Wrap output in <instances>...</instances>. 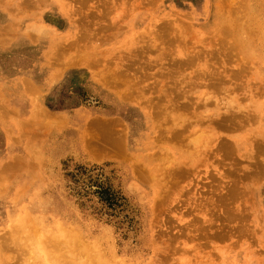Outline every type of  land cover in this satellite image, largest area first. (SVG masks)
<instances>
[{"label":"rangeland","instance_id":"obj_1","mask_svg":"<svg viewBox=\"0 0 264 264\" xmlns=\"http://www.w3.org/2000/svg\"><path fill=\"white\" fill-rule=\"evenodd\" d=\"M56 2L0 0V227L26 208L107 264H264V0Z\"/></svg>","mask_w":264,"mask_h":264},{"label":"bare ground","instance_id":"obj_2","mask_svg":"<svg viewBox=\"0 0 264 264\" xmlns=\"http://www.w3.org/2000/svg\"><path fill=\"white\" fill-rule=\"evenodd\" d=\"M55 1L58 2V3L56 2V4L59 10L62 13H67L68 10L67 4L60 3L59 0H55ZM41 28L43 27L41 26ZM27 33H29V29L25 30V34ZM60 38H63V36ZM54 45H57L55 41H53L51 47H54ZM81 53L82 54H80L79 56L77 54L75 61L79 63H83V62L86 63L91 59L88 52H81ZM170 72L172 74H175L177 70L169 71V73ZM100 73H101L100 75L103 76L101 71ZM210 96L211 94L207 92V97ZM206 100H209V98H207ZM236 118H237V122L241 121L240 120L241 116H238ZM208 119L210 118L206 117V120ZM211 120H212L211 125L224 126L234 123L235 118H222V119L211 118ZM204 131L205 132L200 131V133L190 141L183 137H182L183 139L179 138L177 141L178 146H176L178 147V149L175 147L163 149L160 153L161 160L162 158H165V160H167L166 156H169L168 160L170 161V166L167 165L169 167L166 166L167 167L166 169H163L161 167L163 169V171L161 172L162 175L158 176L156 174L157 177H163V178L165 177V179H168L167 178L168 176L170 178V180L168 179V184L172 183V185L177 182L178 178H182V176H184L185 173L188 172L189 164L191 162L193 163L196 158V155L202 152V150L205 148V145H203L204 141L205 144L208 143L210 139L209 137L214 133L213 127H211V129H207ZM199 138L204 140L203 142H200L201 140L199 141L201 147L198 146V144H196L199 143L197 142ZM193 141L194 143H192ZM151 157L149 156V158ZM167 163L168 161L165 164ZM149 176L154 177V175L152 176V173H150ZM162 179H157V180L158 181L160 180L161 182ZM202 197L200 196V198ZM210 197L206 198L205 200L207 201V199H210ZM201 200L204 201V199ZM197 206L200 209H205L206 207L204 206V208H202L203 207L202 204L200 207V203H198ZM9 222L11 223H9L7 226L2 228L0 227V264H38L39 261L34 262L33 260V258L35 257V252H33V255L31 254V251H34L35 248L34 246L36 245L34 241L47 245L46 247H44L46 264H107L106 262H103L102 255L97 250L91 251L90 249L84 248L86 247V245L84 241H81V239L79 240V242L76 240H72L71 243L70 242L67 243L61 236H59V234L53 232L51 229L48 228L42 230L43 226L39 229V233H35V227L30 226V223H28V210L26 208L24 209L23 212L16 215V217L13 220L9 218ZM55 227L60 228L62 226H59V224L57 225L55 224ZM31 236H34L33 240L31 239ZM30 240H32V242H30ZM30 259H32V261ZM115 262L121 263L118 260H115ZM117 263H113V264H117Z\"/></svg>","mask_w":264,"mask_h":264}]
</instances>
